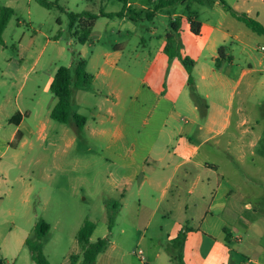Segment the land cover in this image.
Here are the masks:
<instances>
[{
	"label": "crops",
	"instance_id": "crops-1",
	"mask_svg": "<svg viewBox=\"0 0 264 264\" xmlns=\"http://www.w3.org/2000/svg\"><path fill=\"white\" fill-rule=\"evenodd\" d=\"M118 1H123L120 11L92 14L97 18L82 44L88 42L97 47L102 39L97 30L100 18L106 19V23L117 17L141 22L162 16L168 18V23L163 35L158 36V30H152L160 43L139 78L119 65L123 54L121 44L111 49L101 48V61L99 55L92 59L96 70L90 73L91 83L100 80L97 85L106 93L94 91L96 105L82 130L98 144L105 168L102 174L109 191L120 196V203L112 199L109 203L117 206L120 214L128 207L130 197L135 196V221L146 226L142 236L146 238L150 233L148 226L156 222L171 245L170 254L172 240L181 231L185 232L182 249L185 264H233L232 260L226 262L227 255L237 248L242 249L245 260L242 264L259 263L256 259L259 240L238 235L240 226L249 229L259 218L254 216L247 223L240 214L241 207L233 200L237 186L233 170L237 160H245L248 153L254 155L255 141L248 137L252 118L245 104L256 87H264V45L255 47L262 51L259 58L252 45L254 36L237 26L242 23L247 27L224 8L222 0L199 2L219 11L215 21L200 19V15L191 11L193 3L188 5L186 13L184 4H173L170 0H150L147 4ZM252 1L262 3L254 5V17L264 27V14L257 11L264 10V0ZM235 8L232 9L237 13L253 19V9L242 13L239 7ZM191 18L201 24L199 35L191 31ZM175 23L179 26L182 55L196 62L193 85L181 61L170 59L165 53L166 37ZM76 27L80 28L78 23ZM258 35L264 38V34ZM138 57L136 53L131 61L136 62ZM86 67H91L89 60ZM52 81L46 89L50 90ZM243 85L244 92L236 103ZM14 117L11 121L20 128L15 139L21 142L26 114L18 113ZM38 137L43 140L51 137L55 143L69 148L77 141V134L68 129L49 134L45 124L39 127ZM246 208L251 209V203ZM81 261L82 258L77 264ZM171 261L174 262L172 256Z\"/></svg>",
	"mask_w": 264,
	"mask_h": 264
},
{
	"label": "rangeland",
	"instance_id": "rangeland-1",
	"mask_svg": "<svg viewBox=\"0 0 264 264\" xmlns=\"http://www.w3.org/2000/svg\"><path fill=\"white\" fill-rule=\"evenodd\" d=\"M138 1L150 3V0H131ZM222 1L235 10L239 7L242 13L253 9L255 20L254 5L262 4L252 0ZM48 2L51 3L49 8L36 0H0V11L2 8L14 11L2 35L3 44H0V260H5V264H36L32 250L26 244L29 239L42 244V252L50 264H73L72 255L78 256V261L82 258L78 232L86 221H90L96 226L93 242L109 235L108 246L94 264H175L171 261V245L160 233L159 224L153 222L148 226L150 233L146 238L142 236L146 226L135 221V196L130 197L128 207L120 214L109 203L110 199L118 203L121 200L118 194L109 191L105 183L102 174L105 168H102L98 144L86 131L77 128L74 114L90 120L96 105L94 91L106 93L97 85L100 80L73 89V113L67 124L51 118L50 111L57 98L46 89L60 67L71 69L74 82L79 58L85 62L89 60L91 67H86V71L94 73L96 65L92 59L99 55L101 61V48L111 49L116 44L123 46L119 65L137 78L143 76L147 61L160 43L158 36L163 35L168 18L156 16L152 21L145 18L141 22H132L117 17L107 23L106 19L100 18L97 30L102 39L97 47H92L88 42L82 44L78 27L75 30L79 37L72 35L68 14L117 12L123 7V1ZM181 3L188 13L189 1ZM191 11L200 15L202 20L215 21L220 16L218 10L198 2L193 3ZM257 11L264 14L262 8ZM237 24L254 36V53L260 58L262 51L255 47L264 45V38L242 23ZM153 29L158 30V36L152 34ZM136 53L139 57L133 62L131 60ZM244 88V85L240 87L236 103ZM247 99V113L252 118L249 124L252 131L248 137L255 141L254 155L248 153L245 160L234 163L237 186L233 200L236 199L241 207L240 214L247 223L252 222L254 216L259 218L253 226L248 224L251 226L249 229L240 226L238 235L259 240L256 259L264 264V87H256ZM18 113L26 114L21 128L25 136L21 142L15 139L20 128L11 121ZM43 124L48 126L49 134L57 129H68L70 133L77 134V141L69 148L55 143L51 137L40 139L38 130ZM248 203H251V209L246 208ZM111 217L114 222L109 228ZM231 219L235 218L232 216ZM41 221L49 226V232L39 238L35 228ZM229 229H232L230 225ZM232 247L236 246L233 244ZM138 250L143 251L144 260L138 257ZM241 251V248L231 251L226 262L245 263Z\"/></svg>",
	"mask_w": 264,
	"mask_h": 264
},
{
	"label": "trees",
	"instance_id": "trees-1",
	"mask_svg": "<svg viewBox=\"0 0 264 264\" xmlns=\"http://www.w3.org/2000/svg\"><path fill=\"white\" fill-rule=\"evenodd\" d=\"M42 6L49 8L51 7V3L48 0H36ZM184 1H189V5L194 2H202L203 0H170L171 3L177 4ZM224 8L229 11L234 17L243 22L247 27L256 32L257 34H264V27L256 20L250 18L246 14H239L233 9L226 6L224 2H222ZM14 11L9 8H2L0 11V44H3L2 35L13 16ZM121 15V14H120ZM70 19V32L73 36H78L77 30H75V24L78 23L80 28V41L83 43L88 38L94 22L97 16L83 12V13H69ZM191 22V31L195 35L200 34L201 24L194 20L190 19ZM87 23V24H84ZM85 25H87L85 27ZM179 26L178 24H174L172 28V32L169 33L166 37L167 44L165 47V53L169 56L170 59L178 58L186 71L189 74V83L193 85V69L196 65L195 60L188 56L182 55V43L180 39V35L178 33ZM222 51V49H221ZM76 79L73 82L72 80V71L68 67H60L55 74L53 81L50 85V91L57 98V103L51 111V118L60 122V123H68L70 116L72 115V95L73 89L79 88L81 86L90 84L92 82V75L86 71V62L81 60L80 58L77 60L75 67ZM192 91L195 92V88H192ZM14 117L13 119H15ZM74 119L77 125V128L82 129L85 125L86 118L83 115L75 114ZM20 135V132L17 133V136ZM114 208L118 209L117 206ZM114 222V218L111 217L109 220V228H112ZM36 234L39 238L45 237L49 232V226L45 222H39L36 225ZM95 229V224L90 221H86L82 228L78 232V244L82 249V261L79 264H94L97 260V257L105 250L108 246V239H98L96 242H90V237L93 234ZM186 233L180 232L178 236L172 240L173 253L171 254L173 261L175 264H185L182 257V249L185 243ZM26 244L30 246L32 250V257L36 264H50L46 257L42 252V244L41 243H33L28 239ZM71 261L73 264L78 263V256H71ZM0 264H5L4 260H0Z\"/></svg>",
	"mask_w": 264,
	"mask_h": 264
},
{
	"label": "built area",
	"instance_id": "built-area-1",
	"mask_svg": "<svg viewBox=\"0 0 264 264\" xmlns=\"http://www.w3.org/2000/svg\"><path fill=\"white\" fill-rule=\"evenodd\" d=\"M137 255H138V257H139L141 260H144V255H143V251H142V250H138Z\"/></svg>",
	"mask_w": 264,
	"mask_h": 264
}]
</instances>
